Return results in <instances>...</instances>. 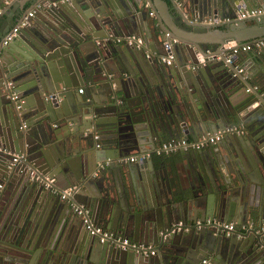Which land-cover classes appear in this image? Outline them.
<instances>
[{
  "label": "water",
  "instance_id": "1",
  "mask_svg": "<svg viewBox=\"0 0 264 264\" xmlns=\"http://www.w3.org/2000/svg\"><path fill=\"white\" fill-rule=\"evenodd\" d=\"M146 1L0 0V264H264V50L253 73L226 61L264 39V16H237L264 0ZM232 127L243 133L224 135L226 154L119 161ZM44 175L76 193L63 200ZM71 204L156 256L101 243ZM208 219L247 228H199Z\"/></svg>",
  "mask_w": 264,
  "mask_h": 264
},
{
  "label": "built area",
  "instance_id": "2",
  "mask_svg": "<svg viewBox=\"0 0 264 264\" xmlns=\"http://www.w3.org/2000/svg\"><path fill=\"white\" fill-rule=\"evenodd\" d=\"M40 8V6L37 7V9ZM36 9V10H37ZM35 10V11H36ZM35 11H31L27 14V18H32L35 16ZM151 16L154 15V13L151 12ZM238 19H249V18H259L264 16V6H259L253 9L244 10L238 13ZM25 19V20H26ZM220 22V20H219ZM26 24V21H22L20 25H17L15 28H13L11 34L6 38V40L3 42V46H8L9 43L14 39V37L18 34L20 28ZM129 44L136 43L138 47L142 46L143 40L140 38H129L128 39ZM230 53L226 55V61L228 63H231L234 68L239 70V73L243 72V68L239 66L238 62H234V57L238 56L239 54L244 53H250V52H256V51H262L264 50V39H259L256 41H251L246 44L242 45H232L230 46ZM1 58V54H0ZM175 59V56L173 54H169L167 57H162L160 60L163 63L171 64L173 60ZM7 87L10 89L12 88V83H7ZM80 94L84 93V90H79ZM12 100L15 102L23 103V100L19 98V96L16 93L12 94ZM21 106H18V109ZM235 133H242V129H239L238 127H232L227 128L225 130H220L215 134H209L206 136H203L199 138L196 142H190L186 139H171L165 142H162L160 146L154 151V152H148L141 155H133L131 157L123 158L119 160L120 162H128V163H137L144 160H149L154 155H169L172 152H176L179 149L189 150V149H200L205 146L214 145L217 144L222 137L225 134H235ZM100 136L98 134H95L94 139L96 142L99 141ZM100 144V143H99ZM101 146L97 145V148L99 149ZM21 160H26L25 155L21 154H15L13 155V163H16ZM34 171L32 174H34ZM41 181V183L47 188L50 189L54 194H60L61 198L63 200H68L70 197H72L76 191L77 187H72L69 189L61 190L60 187L57 185L56 180L54 178H50L48 175L40 176V178H37ZM3 188V186L0 185V190ZM73 211L77 216H79L83 220V225L86 230V232L92 236L97 237L101 241V243H111L113 245H116L117 247H121L123 249H133L136 251H140L145 256H156L157 250L153 245H146V244H137L132 242L129 238L123 237L121 235H117L112 231L104 230L103 228L97 226L93 220L91 219L90 212L87 210L83 205L78 204H71ZM211 226L216 228H221L223 231L227 232V234H231L235 232V229L237 228V224L235 222L226 223L220 220H212L208 219L204 223L198 222L199 228L202 226ZM253 224L249 223V227H251ZM247 226H242V229H246ZM201 264H212L210 259H205L202 261Z\"/></svg>",
  "mask_w": 264,
  "mask_h": 264
},
{
  "label": "crops",
  "instance_id": "3",
  "mask_svg": "<svg viewBox=\"0 0 264 264\" xmlns=\"http://www.w3.org/2000/svg\"><path fill=\"white\" fill-rule=\"evenodd\" d=\"M25 1V0H24ZM244 7V6H243ZM256 7H258V6H256ZM256 7H252V8H246V7H244L245 9H243V10H240L239 12H241V11H244V10H249V9H253V8H256ZM28 11V13L29 12H31V11H35V9H28L27 10ZM238 12V13H239ZM238 15V14H237ZM36 16V15H35ZM34 16V17H35ZM33 17V18H34ZM220 22H221V20H220ZM244 55H246V57H247V55H249L248 56V58H246L244 61H240V62H238V64H239V66L240 67H244L245 69H247L248 70V72H250V73H253L254 71H255V69H256V66H255V63L253 62V61H251V57H253L254 55H256L254 52H250V53H244ZM146 57L148 58V59H150L151 61H152V58L154 57H152L150 54H147L146 55ZM155 59H156V57H155ZM144 60H145V58H144ZM145 62H147L148 63V60H145ZM158 63H160V59H158ZM81 89H83L84 91H85V89H84V87H80L79 89H78V91H77V95H80V93H79V90H81ZM84 94V93H83ZM94 97H95V99H98V94H97V92L96 93H94ZM134 101H137V100H134ZM134 101H132V102H134ZM220 130H222V129H220ZM220 130H218V131H220ZM217 131V132H218ZM217 132H214V131H210V132H206V133H204V134H202V135H200L199 137H198V139L199 138H201V137H203V136H206V135H209V134H215V133H217ZM98 134V133H97ZM99 136H100V134H98ZM95 136V135H94ZM100 138V137H99ZM197 139V140H198ZM95 140V139H94ZM197 140H193V139H191V142L193 141V142H196ZM223 141V140H222ZM220 145H222V142L221 143H218V145H216L215 147H212L211 149H215V150H218L219 152H221V153H223V154H226V152H224L225 150H223V148H222V146H220ZM155 146V150L160 146V144H157V145H154ZM154 150V151H155ZM153 151V152H154ZM152 152V151H151ZM185 153H187V152H185V151H180V152H178V153H176V154H174V155H183V154H185ZM132 155H136L134 152L130 155V156H132ZM153 157H155L154 158V160L156 161V163H160V162H162V161H164L167 157H168V155L167 156H164V155H160V156H158V155H154V156H152V158ZM151 158V159H152ZM151 159H149V160H151ZM119 163V162H118ZM71 207H72V205H70ZM252 221H254V220H252ZM249 222H250V220H249ZM250 223H252V224H254L253 222H250ZM245 230L246 229H241V231L242 232H245ZM151 245V244H150Z\"/></svg>",
  "mask_w": 264,
  "mask_h": 264
},
{
  "label": "flooded vegetation",
  "instance_id": "4",
  "mask_svg": "<svg viewBox=\"0 0 264 264\" xmlns=\"http://www.w3.org/2000/svg\"><path fill=\"white\" fill-rule=\"evenodd\" d=\"M144 1H146V0H144ZM147 2V1H146ZM146 5H148V4H146ZM152 13H154L153 11H152ZM151 14V12L149 11V13H148V16L149 17H154L155 16V13H154V15L153 16H151L150 15ZM151 55V54H150ZM175 60L176 59H174L173 60V62L171 63V64H168V63H165L166 65H168V66H172L173 64H174V62H175ZM160 63H163L161 60H160ZM136 102H132V104H135ZM122 104L123 105H125L126 107H128L127 106V102H126V100L125 99H122ZM241 129H243V128H241ZM243 133V132H242ZM242 133H240V134H242ZM223 138H224V136L222 137V139L218 142V143H221L222 142V140H223ZM180 139H186V138H180ZM168 140H171V138L169 139H167L166 141H168ZM186 140H188V139H186ZM188 141H190L191 142V140L189 139ZM193 142V141H192ZM100 143V144H99ZM162 143V142H161ZM160 143V144H161ZM218 143L217 144H214V145H209V146H205V147H202V148H200V149H195V150H193V149H189V150H184V149H179V150H177L176 152H172V153H170L168 156H171V155H174V154H176V153H178V152H180V151H185V152H201V151H204V150H207V149H211L212 147H215L216 145H218ZM97 145H100L101 147L100 148H102L103 147V142H101V135H100V139H99V141L96 143ZM97 145H96V147H97ZM98 149V148H97ZM136 154V153H135ZM167 155H164V156H167ZM133 156V155H132ZM129 157H131V156H129ZM154 158L155 157H153L152 159L154 160ZM133 164H135V163H133ZM212 220H216V219H212ZM236 224H237V228L235 229V231H238L239 229H241V226L240 225H238V223L236 222V221H234ZM221 232H225V231H221ZM226 234H227V232H225ZM264 254V253H263Z\"/></svg>",
  "mask_w": 264,
  "mask_h": 264
}]
</instances>
